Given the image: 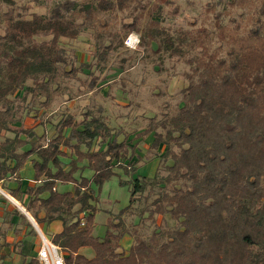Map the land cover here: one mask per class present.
<instances>
[{"label": "trees", "instance_id": "1", "mask_svg": "<svg viewBox=\"0 0 264 264\" xmlns=\"http://www.w3.org/2000/svg\"><path fill=\"white\" fill-rule=\"evenodd\" d=\"M129 1L62 0L47 15L23 18L5 13L0 34V181L11 176L18 180L19 170L31 163L35 184L25 191L24 207L38 224L61 221L62 230L51 241L65 253V264H264V0L244 34L234 20L230 28L216 23L223 56L209 50L207 31L196 30L190 48L198 49L199 55L189 61L192 69L182 89V105L145 128L165 146L159 166L151 177L127 181L129 203L109 213L103 236L93 233L99 201L91 182L101 186L115 174V167L133 175L126 140H119L100 115L90 112L79 120L73 115L60 118L45 145L35 142L32 128L13 127L28 97L30 102L43 99V106L50 104L58 77L68 74L69 59L60 39L77 38L83 21L92 20L94 12L123 10ZM167 4L168 0H137L139 14L121 25L122 38L100 43L98 60L104 61L130 32L139 33L145 45L157 44L156 37L165 34L160 25ZM143 16L145 26L140 22ZM163 42L165 49H172L168 34ZM3 131L13 136H2ZM97 140L99 149L90 150ZM65 156L71 159L67 165L60 160ZM76 159L87 161L91 178L74 177L79 169ZM17 182L10 192L13 197L19 191ZM58 183H71L72 190L59 192ZM140 200L145 204L137 210L134 204ZM131 214L138 216L140 226L154 223L157 216L176 225L157 226L145 237L138 227L126 225ZM124 235L132 240L127 251L121 248ZM84 247L91 248V257L79 252ZM21 264L39 262L31 258Z\"/></svg>", "mask_w": 264, "mask_h": 264}, {"label": "rangeland", "instance_id": "2", "mask_svg": "<svg viewBox=\"0 0 264 264\" xmlns=\"http://www.w3.org/2000/svg\"><path fill=\"white\" fill-rule=\"evenodd\" d=\"M60 1L62 0H0V34L4 32L5 13L12 12L15 17L23 18H30L32 14L47 15L54 4ZM74 1L78 4H96L98 0ZM261 1L168 0L169 4L163 8L160 26L172 40V49H165V34L156 37L160 46L157 48L155 43H142L139 33L130 32L123 38L122 45L108 52L104 61L98 60L96 50L100 43L107 45L110 39L115 43L117 39L122 38L121 25L130 22L134 15L139 14L137 0L129 1L123 10L113 8L94 12V18L89 21L78 17V22H84L79 36L75 39H60V45L69 59V65L65 67V70H69L68 74L66 72L58 77L57 89L50 104L43 106L40 103L43 99L30 102L29 97L21 103L23 113L18 122L21 126L32 128L36 134L32 137L36 139L35 142L45 145L55 135L54 126L60 118L73 115L79 120L84 118L85 112H90L95 116L100 115L111 131L119 134V140H126L130 147L129 161L135 166L133 175L125 174L122 167H115V174L101 186L91 182L93 195L99 201L96 205L98 212L94 217L95 236H103L109 213L118 212L128 205L130 184L127 181L137 176L151 177L159 166L165 146L156 140L153 132H145V128L152 120L157 121L173 115L182 105V89L187 85L186 75L190 74L192 69L189 61L199 55L198 49L190 48V40L196 30L207 31L210 38L209 50H218L223 56L224 45L218 49L222 43L217 36L216 23L230 28L234 20L241 26L240 34H244L250 26V17ZM146 20L144 16L140 20L143 26L146 25ZM178 44L181 48L174 51L173 48ZM27 84L30 85L31 81L28 80ZM15 104H20L19 99H15ZM157 131L161 132V129ZM2 136L12 137L13 133L3 131ZM98 140L92 144L90 150L99 149ZM80 149L82 152L86 151L84 145H81ZM60 160L67 165L71 159L65 156ZM127 162L124 161L125 164ZM167 163H170V160ZM25 165L26 163L22 168ZM76 166L79 169L74 173V177L91 178L93 172L86 160L76 159ZM22 177L26 181L33 178L31 165H28L27 169L24 168ZM119 180L126 181V184H119ZM56 186L59 192L72 190L73 187L71 183H58ZM144 204V201L140 200L135 202L134 206L138 210ZM3 217L0 219V232L6 233L9 220ZM138 222L139 218L135 214L126 218V225L130 228L138 227L145 237L157 226L172 229L176 225V222L168 217L160 216L156 217L154 223L147 221L144 226H140ZM34 229L40 242L38 224H35ZM43 232L50 234L46 229ZM130 246L129 236L124 235L121 248L128 250ZM82 253L87 257L93 255L89 247L83 248Z\"/></svg>", "mask_w": 264, "mask_h": 264}, {"label": "crops", "instance_id": "3", "mask_svg": "<svg viewBox=\"0 0 264 264\" xmlns=\"http://www.w3.org/2000/svg\"><path fill=\"white\" fill-rule=\"evenodd\" d=\"M16 125L21 126V124L17 122L13 127L18 128L19 126ZM34 131L36 130L34 129ZM10 165L13 166L14 162H11ZM28 165H31L29 161L26 162V169ZM24 168L19 170L18 180H16L14 176H11L6 180L0 181V216H2L0 219L2 220L4 218L3 216H5L6 220H9L6 233L0 232V264H21L31 258H36L40 246L38 235L33 226V222L35 224L38 223L24 207L28 201L25 191L28 186L35 184L33 179H28V181H26L22 177ZM17 181H20L19 191L16 197H13L10 192L18 187ZM38 226L40 231L43 232L44 229H46L50 233L46 235V233L43 232L50 240L53 235L62 230V223L60 220H53L49 223L42 222L39 223ZM129 239L131 240L130 236ZM82 249L83 248L79 249L80 253H82ZM63 254L65 255L64 252Z\"/></svg>", "mask_w": 264, "mask_h": 264}, {"label": "built area", "instance_id": "4", "mask_svg": "<svg viewBox=\"0 0 264 264\" xmlns=\"http://www.w3.org/2000/svg\"><path fill=\"white\" fill-rule=\"evenodd\" d=\"M40 246L37 251L39 264H65L62 249L47 238L41 231H38Z\"/></svg>", "mask_w": 264, "mask_h": 264}, {"label": "water", "instance_id": "5", "mask_svg": "<svg viewBox=\"0 0 264 264\" xmlns=\"http://www.w3.org/2000/svg\"><path fill=\"white\" fill-rule=\"evenodd\" d=\"M33 225L35 226V223L33 222Z\"/></svg>", "mask_w": 264, "mask_h": 264}]
</instances>
